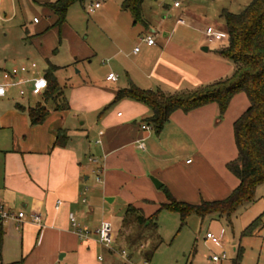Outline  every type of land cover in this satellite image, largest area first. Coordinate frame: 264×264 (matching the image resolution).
Segmentation results:
<instances>
[{
  "label": "crops",
  "instance_id": "1",
  "mask_svg": "<svg viewBox=\"0 0 264 264\" xmlns=\"http://www.w3.org/2000/svg\"><path fill=\"white\" fill-rule=\"evenodd\" d=\"M13 1L23 6L22 0ZM52 1L27 0L42 6L48 22L32 32L26 27L24 45H31L29 51L19 48L12 50L9 59H0L1 76L4 69L36 62L29 53L46 59L48 66H57L56 75L63 68L51 61L59 50L55 46L59 40L47 41L57 19L46 6ZM149 2L145 24H135L131 14L130 23L124 16L105 32L107 40L100 54L110 55L112 65L87 72L82 80L60 84L68 109L52 108L39 125H32L28 112L18 108L0 113V205L15 214H26L21 224L11 219L0 226V264H119L121 260L137 264L145 244H132L129 239L120 242L122 229H129L123 225L129 205L145 214L146 205L168 202L162 186L177 200L192 204L223 200L240 184L227 164L238 156L234 123L250 106L249 100L233 97L223 120L218 119L217 103L190 112L176 110L160 133L143 121L151 115L146 104L129 98L111 104L117 91L131 84L174 94L224 80L235 70V64L219 53L229 45L228 37L210 39L205 31L214 26L201 28L184 10L174 21L181 4L171 7ZM2 3L0 0V20ZM102 8L107 4L98 9ZM156 11H162L161 20L155 19ZM35 19L41 24V19ZM214 29L227 33L226 25ZM146 36H152L155 44L144 42ZM4 44L2 41L3 49ZM136 47L139 51L135 53ZM98 53L89 50L86 55H74L88 58ZM110 73L117 80L107 79ZM10 91L0 96V102H5ZM58 128L68 133L64 147L55 146ZM152 177L162 186L156 187ZM117 211L123 213L119 229L114 225ZM32 213L41 215V225L28 221ZM71 215L88 228L86 235H79ZM105 220L114 225L112 248L100 243L97 232Z\"/></svg>",
  "mask_w": 264,
  "mask_h": 264
},
{
  "label": "rangeland",
  "instance_id": "2",
  "mask_svg": "<svg viewBox=\"0 0 264 264\" xmlns=\"http://www.w3.org/2000/svg\"><path fill=\"white\" fill-rule=\"evenodd\" d=\"M2 1L3 13L0 20V49H3L2 41L7 45L3 49L4 52H0V59L4 60L10 56L12 50L20 48L24 52L29 51L28 49L31 45H24L25 37H27L26 27L32 32L34 27L45 24L48 21H46L47 18L42 12V6L37 2H32L30 5L27 3V0H22L23 6L20 8L18 1ZM96 1L98 0H84L83 2L73 4L63 27L53 25L51 28L53 34L51 35L50 33L47 36L49 44H51V40L53 39L59 40L55 45L59 50L57 53L52 54L54 56H52L51 61L63 66L56 75V77L58 76L59 83L63 86L66 83H73L86 78L87 72H91L92 74L93 71L98 69L103 71L105 67L112 65V61L108 57L110 55L103 56L100 54V50H103L102 46H104L102 43L107 40L105 32L113 29L124 16L128 17V23H130L131 13L122 10V2L124 0H100L103 5L107 4V8L89 13L88 7ZM148 1L151 0H147L143 5V13L148 11V5L151 3H148ZM156 1L171 7H174L175 2L181 4V7L176 9L174 21L176 20L175 16L184 10L186 11V17L195 18L201 28L212 25L214 28L219 29V27H225L224 19L221 16L223 9L239 13L252 0ZM101 10L102 12H100ZM36 11L38 13H35ZM154 14L155 19H162V11H156ZM35 17L38 20L41 19V24L34 22ZM174 21L172 24L175 23ZM59 29H61V33ZM89 50L99 53L95 56L91 55L88 58H75L74 52H82V55H86ZM37 54L39 55V53ZM29 55L39 64L41 72L48 67V61L43 57L30 53ZM91 74L90 76L92 77ZM2 81L3 78L0 74V82ZM23 89L25 90V95H21L18 89L10 91L5 102H0V113L17 109V102L28 107L34 106L39 100H42L40 96H34L30 93V85H24ZM235 96L236 99L242 98L248 103L249 99L244 92L238 93ZM47 103L48 107L53 106L52 100ZM25 112L27 113V111ZM223 119L224 116L221 120ZM144 212L145 215H153L158 212V215L151 224L144 228L145 234L148 237L141 240L139 235L138 240L141 241L138 242L139 244L144 243L145 248L142 249L143 253L137 264H205L213 254L222 256L224 253H226L227 258L220 264H235L241 248L243 249V253L240 264H264V184L258 187L257 199L255 201L241 205L230 216L211 214L206 217H200L193 214L183 223L179 213L161 209L158 202L146 205ZM106 214L109 215V211ZM260 215L262 216V225L253 234L246 235L245 230L249 224ZM122 216V212H116L114 222L116 229H119L121 226L120 220ZM222 229L225 231L222 244L217 245L206 239L207 232H212L218 236ZM135 231V227L132 226L129 229H122L120 242L122 244L123 242H127L124 239L128 240V237H131ZM129 249L133 250L130 247ZM147 254L149 260L147 259ZM119 264L128 263L121 260Z\"/></svg>",
  "mask_w": 264,
  "mask_h": 264
},
{
  "label": "trees",
  "instance_id": "3",
  "mask_svg": "<svg viewBox=\"0 0 264 264\" xmlns=\"http://www.w3.org/2000/svg\"><path fill=\"white\" fill-rule=\"evenodd\" d=\"M83 1L55 0L47 3L46 6L57 16L54 26L61 27L66 21L69 8ZM145 1L124 0L122 2V8L132 14L135 24H145L143 13ZM221 16L226 25L229 45L219 53L235 64V70L230 77L194 91L174 94L166 93L162 89H142L131 84L127 88L118 90L111 103L129 98L146 104L151 109V115L143 121L150 124L156 133H160L176 110L190 112L207 104L217 103L220 109L218 119L221 120L236 94L244 92L248 96L250 106L234 123L238 156L227 164L228 169L240 180L238 187L223 200L191 204L177 200L165 186H162L167 194L168 202L162 203L161 209L179 213L183 223L193 214L200 217L211 214L230 216L241 205L255 201L258 187L264 184V0H252L239 13L223 9ZM57 69V66L50 64L44 70L48 86L40 95H37L42 100L28 107L20 103L16 104L19 110L28 112L32 125L44 123L52 108L55 110L69 108L64 89L56 77ZM50 100L53 102L52 107L47 105ZM68 138L67 131L58 128L55 146H66ZM157 215L158 212L146 217L141 209L133 205L128 206L123 225L136 229L135 233L128 237L132 244L138 243L139 235L141 240L148 237L144 228L151 224ZM261 225L262 216L260 215L249 224L245 234H253ZM242 253L241 248L235 264H240ZM147 259L149 260L148 254Z\"/></svg>",
  "mask_w": 264,
  "mask_h": 264
},
{
  "label": "built area",
  "instance_id": "4",
  "mask_svg": "<svg viewBox=\"0 0 264 264\" xmlns=\"http://www.w3.org/2000/svg\"><path fill=\"white\" fill-rule=\"evenodd\" d=\"M102 5L101 1H96L92 3L88 7V12L93 13ZM179 2L175 3V6H179ZM37 21V19H35ZM181 23H185L184 20H180ZM206 35L210 39L221 40L223 38H227L228 34L217 31L213 27H208L205 31ZM142 40L149 45L155 44V40L152 36L143 37ZM139 47L134 49V52H138ZM2 78L3 81L0 82V96L4 97L8 94V92L13 88H18L21 95H25V90L23 89L24 85H30V93L34 96L40 95L48 86V81L45 75L40 74L38 71V65L35 61H30L29 63H23L18 66H14L10 69L2 70ZM117 75L114 73H110L107 77L109 80H117ZM144 129H149L150 125H143ZM141 147H144L141 144ZM60 203V202H59ZM71 221L73 225L76 227L77 232L79 235H86L89 230L86 227H81L75 220L74 216L71 215ZM15 219L19 224H21L26 219V214L24 211H20L19 213L15 214L9 210H7L3 205H0V226L11 220ZM28 221L41 225L42 224V217L38 213H32L28 217ZM100 243L104 245L106 248H112L115 243V229L112 221L105 220L101 223V226L97 230ZM225 234L224 229L221 230L220 234L217 236L212 232H207L206 239L212 241L213 243L220 245L222 244V238ZM124 256H128L126 250H122L121 252ZM226 253L222 256L218 254H213L205 264H220L224 259H226Z\"/></svg>",
  "mask_w": 264,
  "mask_h": 264
},
{
  "label": "water",
  "instance_id": "5",
  "mask_svg": "<svg viewBox=\"0 0 264 264\" xmlns=\"http://www.w3.org/2000/svg\"><path fill=\"white\" fill-rule=\"evenodd\" d=\"M152 180H153V182H154V184L156 185V187H161L162 186V183L161 182H159L156 178H154V177H152Z\"/></svg>",
  "mask_w": 264,
  "mask_h": 264
}]
</instances>
